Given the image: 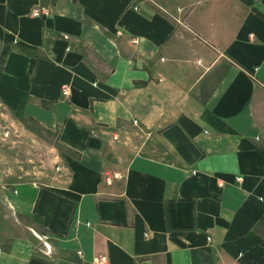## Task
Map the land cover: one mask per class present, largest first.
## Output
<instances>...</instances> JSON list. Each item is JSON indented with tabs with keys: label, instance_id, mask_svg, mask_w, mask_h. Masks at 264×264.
<instances>
[{
	"label": "crops",
	"instance_id": "crops-1",
	"mask_svg": "<svg viewBox=\"0 0 264 264\" xmlns=\"http://www.w3.org/2000/svg\"><path fill=\"white\" fill-rule=\"evenodd\" d=\"M0 106L66 151L0 264H264V0H0Z\"/></svg>",
	"mask_w": 264,
	"mask_h": 264
},
{
	"label": "rangeland",
	"instance_id": "rangeland-1",
	"mask_svg": "<svg viewBox=\"0 0 264 264\" xmlns=\"http://www.w3.org/2000/svg\"><path fill=\"white\" fill-rule=\"evenodd\" d=\"M177 13L181 14L180 9ZM66 151L56 135L28 119H17L0 106V183H46L62 170Z\"/></svg>",
	"mask_w": 264,
	"mask_h": 264
},
{
	"label": "built area",
	"instance_id": "built-area-1",
	"mask_svg": "<svg viewBox=\"0 0 264 264\" xmlns=\"http://www.w3.org/2000/svg\"><path fill=\"white\" fill-rule=\"evenodd\" d=\"M32 16H35V17H38V16H47L48 15V10L45 9V8H41V7H38V8H35L33 11H32ZM67 91L65 90L64 91V94H66ZM98 262H105V258L104 257H101Z\"/></svg>",
	"mask_w": 264,
	"mask_h": 264
}]
</instances>
